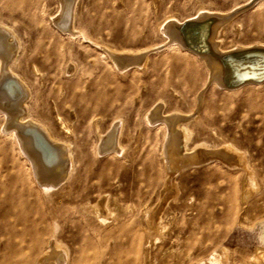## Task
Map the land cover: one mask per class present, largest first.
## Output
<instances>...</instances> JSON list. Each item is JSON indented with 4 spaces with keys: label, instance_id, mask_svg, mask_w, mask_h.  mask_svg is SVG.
<instances>
[{
    "label": "rangeland",
    "instance_id": "1",
    "mask_svg": "<svg viewBox=\"0 0 264 264\" xmlns=\"http://www.w3.org/2000/svg\"><path fill=\"white\" fill-rule=\"evenodd\" d=\"M248 1L76 0L75 30L98 44L95 45L78 33H64L53 25L51 18L59 9L57 0H0V21L15 30L20 40V54L32 50L46 60V68L41 72L16 68L30 88L28 105L36 119L48 125L56 138L68 137L74 150L76 142H81L89 131L87 120L79 114L81 110L89 111L88 119L97 118L99 130L114 123L119 127L122 121L123 153H99L95 157L97 137L94 131H89L87 143H80L93 157L90 165L87 159L77 157L79 149L73 151V171L69 176L72 190L89 193L92 198L104 196L110 212L117 208L116 204L125 208L119 216L105 215L104 223L94 221L96 228L114 230L117 220L128 223L138 216V221L143 222L145 208L135 217L136 204L152 206L156 203L158 189H149L145 183L136 188L132 186L144 177H136L137 167L126 154L138 149L137 159L152 161V173H159L162 179L165 169L160 150L164 127L148 126L143 119L146 110L161 99L165 101L164 113L188 114L195 111L197 91L203 88L202 103L187 124L188 146L203 143L218 148L230 145L251 160L259 179L263 177L258 191L242 200L238 192V171L216 160L182 170L175 177L176 199L170 198L162 211L166 225L149 240V252L143 264H264V162L261 160L264 154V85H249L236 91L223 90L214 84L204 86L207 73L203 66L170 45L153 52L145 65L118 69L102 46L118 52L157 46L164 39L158 26L167 17L178 19L188 15L196 17L201 12L212 13L196 12L200 7L228 11ZM246 8L234 24L225 27L221 36L224 47L249 39L264 41L254 25L259 22L264 29V3L259 1ZM37 45L41 50L36 49ZM70 63L75 65L73 70ZM35 64L38 66L37 62ZM175 64L194 66L199 74L195 91H187L179 75L172 77L171 67ZM163 79L179 83L181 90L174 87L177 91H173ZM94 88L103 96L102 106L94 101L70 100V97L87 95ZM35 99L39 106L37 111L33 108ZM58 118L72 137L62 131L63 125ZM4 169L13 175L32 176L16 139L0 132V173ZM100 174L105 180H101ZM59 188L55 190L57 195L51 194L52 191L49 196H43L41 202L60 206L66 200L69 187L65 184ZM77 219L82 221L84 216L78 214ZM77 243L80 250L84 243ZM84 252L88 256L92 254L89 248Z\"/></svg>",
    "mask_w": 264,
    "mask_h": 264
},
{
    "label": "bare ground",
    "instance_id": "2",
    "mask_svg": "<svg viewBox=\"0 0 264 264\" xmlns=\"http://www.w3.org/2000/svg\"><path fill=\"white\" fill-rule=\"evenodd\" d=\"M57 1L59 9L51 18L53 25L64 33H78L83 39L89 40L76 32L73 24L76 0ZM259 1L264 3V0H249L228 11L200 7L196 12L207 10L212 13L201 12L196 17L188 15L178 19L167 17L158 26L164 39L157 46L123 52L105 46L102 48L118 69H126L132 65H145L153 52L170 45L181 49L203 66L207 73L204 86L214 84L223 90L236 91L249 85H264V41L249 39L226 48L221 39L225 27L234 24L239 14L245 12L246 6H253ZM254 25L259 34L264 36L262 25L259 22ZM123 39H126L125 36ZM89 42L98 45L92 40ZM20 48L15 30L0 21V132L16 139L21 155L32 170L31 178H25L20 173L13 175L8 169L0 173V264H143L148 256L149 240L161 233L166 225L163 223L166 217L162 213L166 203L170 198L176 199L178 188L175 177L182 170L209 161L216 160L229 169L238 171V192L242 200H247L251 193L258 191L263 177L259 179L256 168L243 152H238L230 145L218 148H210L203 143L188 146L187 124L202 103L204 89L201 88L196 94L194 112L164 113L165 101L161 99L143 114L146 125L164 127L160 158L165 169L161 179L159 173H152V161L137 159L138 149L134 148L131 154H126L137 167L136 177H144L143 180L139 178L138 181L131 182L132 186L136 188L145 183L149 189H158L155 204L147 206L138 203L133 209L136 217L145 208L143 222L138 221V216L128 223L117 220L114 230L96 228L94 221L104 223L105 215L119 216L125 208L116 204L117 208L110 212L105 205L104 196L92 198L89 193L72 190L69 176L73 171V151L79 149L77 157L87 159V164L90 165L93 157L81 148L80 143H87L89 131H94L97 137L95 157L99 153H123L125 145L120 142L122 121L120 120L119 127L114 123L105 130H99L97 118L88 119L90 114L85 108L79 114L87 120L89 131L81 142H76V150L71 148L68 137L56 138L51 128L36 119L29 110L30 88L16 72V68H31L41 72L46 68V60L39 57V54L35 55L32 50L27 54H20ZM36 49L39 51L41 47L37 45ZM70 67L73 70L75 65L70 63ZM171 72L172 77L174 74L181 77L187 91L196 90L199 74L194 66L175 64L171 67ZM163 83L172 86L175 92L177 90L174 87L180 90L182 88L171 79H163ZM102 97L101 92L94 88L89 94L70 97V100L94 101L102 106ZM36 101L37 99L33 103L35 111L37 107L39 109ZM58 120L61 125L64 124L61 118ZM61 129L65 134L73 136L64 125ZM261 160L264 162V154L261 155ZM100 178L105 180L103 174H100ZM65 184L69 190L66 200L60 206L44 205L41 202L43 196H49L52 191L54 192L51 194L57 195L55 190L59 187L61 189ZM233 194L235 196L236 192ZM78 214L84 216V220H78ZM77 241L84 243L80 250ZM109 243L115 244L110 246ZM87 248L92 251L90 256L84 252Z\"/></svg>",
    "mask_w": 264,
    "mask_h": 264
},
{
    "label": "water",
    "instance_id": "3",
    "mask_svg": "<svg viewBox=\"0 0 264 264\" xmlns=\"http://www.w3.org/2000/svg\"><path fill=\"white\" fill-rule=\"evenodd\" d=\"M194 23H195V22H194ZM253 50H258V49H253ZM263 51H264V50H263ZM232 54H236V53H232ZM232 54H231V55H232Z\"/></svg>",
    "mask_w": 264,
    "mask_h": 264
}]
</instances>
